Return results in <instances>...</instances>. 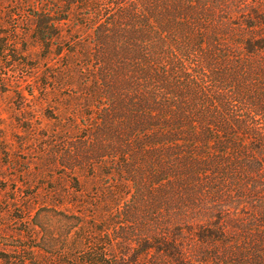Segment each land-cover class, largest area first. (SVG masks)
<instances>
[{
  "label": "trees",
  "instance_id": "1",
  "mask_svg": "<svg viewBox=\"0 0 264 264\" xmlns=\"http://www.w3.org/2000/svg\"><path fill=\"white\" fill-rule=\"evenodd\" d=\"M29 16L63 55L53 79L81 88L61 155L79 195L46 198L62 212L38 213L5 264H264V0H52Z\"/></svg>",
  "mask_w": 264,
  "mask_h": 264
},
{
  "label": "rangeland",
  "instance_id": "2",
  "mask_svg": "<svg viewBox=\"0 0 264 264\" xmlns=\"http://www.w3.org/2000/svg\"><path fill=\"white\" fill-rule=\"evenodd\" d=\"M51 2L0 0L1 264L16 256L15 246L33 244L26 232L38 213L44 217L47 211L62 212L63 207L54 208L46 198L54 191L72 198L79 195L61 155L80 135L76 126L82 124L68 116V105L69 95L77 98L81 88L69 89L62 78L53 79L64 66L63 55H53L37 43L29 16L34 6L44 8Z\"/></svg>",
  "mask_w": 264,
  "mask_h": 264
}]
</instances>
